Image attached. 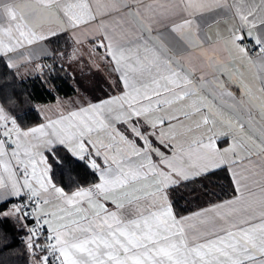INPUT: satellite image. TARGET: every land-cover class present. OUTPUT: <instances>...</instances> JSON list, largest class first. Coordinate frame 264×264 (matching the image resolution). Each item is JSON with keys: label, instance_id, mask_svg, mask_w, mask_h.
Segmentation results:
<instances>
[{"label": "snow or ice", "instance_id": "6c2138e0", "mask_svg": "<svg viewBox=\"0 0 264 264\" xmlns=\"http://www.w3.org/2000/svg\"><path fill=\"white\" fill-rule=\"evenodd\" d=\"M39 2L43 7L38 11L62 31L95 18L86 0ZM115 5L127 6L121 0H115ZM211 6L206 0H189L185 10ZM216 6L226 8L227 0H216ZM232 7L238 26L230 30L227 43L243 57L251 58L250 52L254 53V62L264 71V15H256L254 10L242 12L235 3ZM25 8L37 11L31 3L0 6V12L14 22L7 27L0 24V57H7L8 68L26 58L24 53L18 57L10 54L58 35L52 28L38 32L41 24L26 18ZM190 24L184 19L172 31L180 32L183 39V29ZM187 36L195 39L192 32ZM105 40L108 43L99 46L119 73V95L61 111L57 119L26 130L0 107V168L8 174L7 179L0 178V221L10 217L24 221L30 233L27 248L32 264H264V188L259 223H251L255 214L239 223L226 215L211 214L243 197L242 188L247 185L241 182L247 177L233 170V182L241 194L236 199L190 216H178L174 211L180 188L210 179L236 150L235 144L220 148L218 140L225 133L217 130L216 122L199 105L185 103L192 95L185 87L192 83L188 74L181 75L182 69L177 71L171 59H141L132 48H124L108 35ZM76 58L74 52L70 59ZM258 91L260 96L253 86L242 85L239 103L249 109L259 107V143L252 137H244V141L264 159V79ZM185 120L192 122L199 136L186 149L177 150L172 132ZM228 126L231 128L230 123ZM194 129L187 127L189 133ZM157 140L172 144V156H164L155 146ZM57 145L83 162L93 182H77L71 193L53 182L45 153L55 154ZM153 153L160 156L159 163L153 161ZM195 192L193 188L191 194ZM197 218L201 225L211 227L192 223ZM29 219L38 227L30 226ZM41 232L47 237L43 244L36 239Z\"/></svg>", "mask_w": 264, "mask_h": 264}, {"label": "crops", "instance_id": "0c3cea01", "mask_svg": "<svg viewBox=\"0 0 264 264\" xmlns=\"http://www.w3.org/2000/svg\"><path fill=\"white\" fill-rule=\"evenodd\" d=\"M68 2H80V0H68ZM86 2L90 5L95 18L80 24L77 28L68 27L67 30L62 31L55 21H50L38 11L43 7L39 0H0V6L5 3L34 4L37 11L25 8L24 15L41 24L38 32L47 33L52 28L58 32L55 37L66 35L69 40L70 49L66 55L60 54L59 57L53 54L48 44V41L55 37L25 45L24 48L18 50V53L10 54L14 57H18L19 53L25 54L26 58L17 59L18 66L11 68L21 78L41 74L53 60L62 65L75 79H79L77 92L72 96L64 99L58 98L53 103L44 106H37L44 120L43 124L57 119L61 111L75 110L88 103L98 102L94 99L103 100L121 93L122 85L117 87L119 73L113 70L114 66L109 62L110 58H106L105 49L99 46L101 42L108 43L105 35L124 48H132L133 54H138L141 59L144 57H148L149 60L158 58L161 62L171 59L173 67L177 71L182 69L181 75L187 73L192 81L185 86L186 90L192 93L185 101L186 104L191 105L195 102L203 110V93H205L209 99L233 115L234 119L229 118L227 122L219 121L222 127L216 124V128L219 132L225 133L218 140L220 148L236 145L235 153H229V162L222 166L226 167L229 172L235 194L178 216H190L202 209H209L214 205L240 197L241 194L236 191V185L233 182L234 170L240 176L247 177L241 182L242 185H247L242 188L243 197L237 200L236 204L215 209L211 214L226 215L237 223L255 214L256 219L251 223H259L260 194L264 188V171H262L264 159H261L257 151L246 144L243 139L249 137L246 132L251 133L248 124L259 133L261 113L259 107L249 109L241 105L239 99L242 96V85L253 86L255 94L261 95L258 89L261 80L264 79V71L261 70L259 62H254L256 57L252 59L238 55L227 43V37L230 30L238 26L236 8L232 5L235 3L245 13L254 10L256 15H264V0H227L226 8L216 6V0H206L212 5L210 8L188 10H185V5L189 3V0H121V4L127 6L120 7L115 5V0H86ZM219 2L224 3L225 0H219ZM51 10L54 11L55 8ZM60 19L65 18L61 15ZM184 19L190 20L191 24L185 26L183 29L185 37L181 39V33L173 32L172 27ZM12 23L14 22L9 21L0 12V24L7 27ZM188 32H192L195 39L188 37ZM74 52L77 58L70 59ZM2 58L7 62V57ZM91 83H97V90L92 95L84 87ZM256 103L259 105L260 101L257 100ZM210 111L219 123L217 109L210 105ZM188 121L192 124L190 120ZM229 123L231 128L228 126ZM241 125H243L242 129ZM191 126L194 129V125ZM187 127V120H185L183 125L178 124L180 133L173 134L172 143L177 146V150L186 149L193 136H199V132L195 129L197 133L189 135ZM165 131L167 132L168 129L165 128ZM233 134L236 136L231 137ZM252 136L259 143V139L253 134ZM155 146L164 156H172V144L166 146L157 140ZM11 147V145L8 146L9 154ZM152 158L156 163H159L161 159L155 153L152 154ZM12 163L15 164V161ZM0 178H8V174L2 168H0ZM141 204L144 205V201H141ZM108 206L114 207L110 203ZM19 222L24 225L29 236L30 233L24 221ZM219 222L222 223V221ZM192 223L198 227H211V224L201 225L198 218Z\"/></svg>", "mask_w": 264, "mask_h": 264}, {"label": "trees", "instance_id": "16d2710c", "mask_svg": "<svg viewBox=\"0 0 264 264\" xmlns=\"http://www.w3.org/2000/svg\"><path fill=\"white\" fill-rule=\"evenodd\" d=\"M53 54L66 55L70 43L66 35L48 41ZM7 62L0 57V107L17 120L18 126L26 130L43 124L44 120L37 106L53 103L58 98H67L77 92L79 79L70 74L55 61L39 75L21 78ZM81 85V84H80ZM92 95L97 83L86 84ZM100 101L99 99H94ZM54 153L46 152L53 182L70 193L78 183L87 184L94 177L84 167L82 161L73 157L63 146L57 145ZM205 185L207 187H205ZM195 188V194L192 189ZM235 194V189L226 167L215 170L210 179L203 183H190L188 188H180L174 197L177 215L227 199ZM27 231L17 219L10 217L0 221V264H32V254L27 248Z\"/></svg>", "mask_w": 264, "mask_h": 264}, {"label": "rangeland", "instance_id": "374dc122", "mask_svg": "<svg viewBox=\"0 0 264 264\" xmlns=\"http://www.w3.org/2000/svg\"><path fill=\"white\" fill-rule=\"evenodd\" d=\"M204 92H206V91H204ZM203 98H204V102H203V105H204V109L203 110L204 111L202 110V112L204 114L208 115L210 120H214L216 122V118L214 117V114L210 111V105L214 106L217 109V111H218V115H217L218 122L219 121L227 122L229 118L234 119L233 115L228 110H225L224 108H221L213 100L209 99L207 94L203 93ZM205 101L207 102L206 104H205ZM41 112L43 113V111H41ZM216 124L222 127V124H220V122L219 123L216 122ZM190 125H192V124H190L189 121L187 120V126H190ZM179 133H180V131H178V124H177L176 128L172 132V135L173 134H177L178 135ZM196 133L197 132L194 131L192 133H189V135L190 134H196ZM246 133L249 135V137H253L252 134L254 135V133L252 131H251L252 134L250 132H246ZM234 136H236V135L233 134L231 137H234ZM238 140H240L239 137H238Z\"/></svg>", "mask_w": 264, "mask_h": 264}, {"label": "built area", "instance_id": "2783aa9c", "mask_svg": "<svg viewBox=\"0 0 264 264\" xmlns=\"http://www.w3.org/2000/svg\"><path fill=\"white\" fill-rule=\"evenodd\" d=\"M250 57L253 59L255 58V54L250 52ZM10 126V123H9ZM19 175V172H18ZM28 224L32 227H38L31 219L28 220ZM38 240V242H40L41 244L45 243L47 237H46V233L45 232H41L38 237L36 238Z\"/></svg>", "mask_w": 264, "mask_h": 264}, {"label": "water", "instance_id": "95a60500", "mask_svg": "<svg viewBox=\"0 0 264 264\" xmlns=\"http://www.w3.org/2000/svg\"><path fill=\"white\" fill-rule=\"evenodd\" d=\"M247 126L254 133V135L258 138V132L251 125L248 124Z\"/></svg>", "mask_w": 264, "mask_h": 264}]
</instances>
